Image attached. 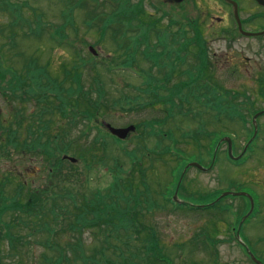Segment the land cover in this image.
<instances>
[{"label": "trees", "instance_id": "1", "mask_svg": "<svg viewBox=\"0 0 264 264\" xmlns=\"http://www.w3.org/2000/svg\"><path fill=\"white\" fill-rule=\"evenodd\" d=\"M58 2L63 5L60 20L64 22L61 25L53 24L49 27V23H52L46 24L44 14L37 8L30 7L27 1L19 4L20 2L17 1L0 0V14L6 15L8 19L6 31L0 30V38L6 40L4 48L8 47L10 50L8 54H5L1 49L2 45L0 46V89L9 100L13 99L23 103L24 99L28 101L34 99L41 106V117L35 115L30 117L28 122L30 126H27L26 130L27 138L24 139L20 147L26 152H30V155L42 156L46 163L45 169H47L45 172L46 191L40 193L39 189L38 194L34 191H27L24 182L17 183L12 192H9L8 189L7 191L6 187L8 188L12 184L10 179L14 177L11 172H5L0 179V227H3L0 229L5 231L2 235H5L3 238L6 239L4 241L0 237L2 239L0 243L4 242L9 245L10 242L12 245L17 237H19L18 240L25 236L30 238L38 235L40 239L44 237L41 242L47 252L44 256L42 255V264H121L119 263L121 258L125 260L124 264H166L162 260V257L165 256L162 254V247L154 227H146L147 232L141 240L140 249L129 243L131 238L128 236L136 234L135 227L140 226L141 223L139 215L145 219L156 208L148 181V173L154 164L151 158L157 154L172 156L169 147L165 146L159 150L161 145L159 140L155 144L158 152L154 150L150 153L146 146L141 148L142 151L137 148V151L124 152L129 161L128 167L123 164L120 157L114 156L110 160L107 152L104 153L100 162L107 169L106 172L111 175L112 180L106 188L87 190V171L90 170L92 161L99 157L97 152L104 146H108V141L109 144L111 141L114 144L118 142L108 134L99 132L92 141H89L88 145L87 136L90 130L96 127L93 123L97 119L99 120L103 110L110 109L106 91L96 76L99 72L98 67L106 69L107 72L118 68L135 71L138 69L139 58L142 62L149 64L147 69H139V73L143 77L141 84L143 87L136 88L137 95L133 98L125 96L117 101H112L115 106L120 102H125L128 105L137 104L141 108L151 109L155 107L154 105H161L166 118H173L175 114L183 115L187 111L191 113L193 109L189 108L183 112V108L187 102L192 101L204 111V115L212 113L210 116L212 122L221 123L222 119L236 120L246 127L249 120H247L244 111H247L248 117L253 115L257 112L254 108L255 105L246 94L198 85L202 75L201 65L195 69V74L193 69H188L189 88L169 85L170 72L162 74L160 61L166 62L170 55L167 53L165 44L160 53L156 52V43L150 44L149 37L150 34H153L157 21H137V18L140 15L143 16L144 12L142 7L137 5V0H58ZM25 9H28L31 14L29 18L24 16ZM76 11H85L83 26L87 31H94L98 35V41L102 42L107 35L109 36L110 40L108 37L107 39L113 44V55L110 59L106 58L97 62L89 54H84L83 58L80 57L82 52L75 46V42L80 41L77 38L78 31L74 24ZM30 21H33L35 28H32ZM19 28L31 31L36 39L47 35L49 41L54 45L66 46V48L74 50L73 62L64 66L61 75L52 76L46 67L39 66V63L34 59L26 61L23 68L17 71L11 66L10 59L20 60L13 33ZM47 32L49 33L47 34ZM72 34L75 35V38L71 37ZM82 42L85 44V41ZM162 42L166 43V41ZM199 45L200 43L193 49H200ZM190 46L192 45L190 44ZM14 48L18 53L13 52ZM154 68L158 69L155 77L152 75H155L154 71L151 72ZM162 69H166V67ZM7 77H9L8 80H6ZM89 77H93V79L87 84L86 80ZM153 79L163 83L161 87ZM1 83L5 85L4 88L1 87ZM192 84H197V86L192 87ZM259 96L264 98V90L260 91ZM242 109H244L243 113ZM17 113H22V110L17 109L14 116ZM17 117L16 115L15 119ZM22 119H24L23 116ZM203 120L199 122L193 136L188 134L182 138L187 141L197 140L200 145V139L204 137L208 140L204 153L211 157L213 149L208 147V143L210 140H214V136L212 138V133L206 132L207 122ZM20 122L15 121L18 129L21 127ZM48 123L55 124V128L49 131ZM165 123V120L152 119L144 124L134 125L137 131V136H135L137 141L145 142L150 137L164 139V135H161L156 129V125ZM77 124L82 126L79 135L81 140L79 141H85L82 145L77 146L76 150H72V141L68 139ZM1 126L0 132H7L5 134L7 146L17 147L16 140L22 137L20 133ZM252 147L253 145L249 151ZM176 150L181 152L177 147ZM62 155L76 158L77 163H80L82 167L79 168L77 164L61 160ZM149 156L150 160H145ZM110 161V167L105 166ZM136 178L138 182L135 181ZM141 180L144 183H140ZM181 187L184 188L183 185ZM42 195L45 200L42 199ZM217 196L218 194L208 196V199L205 198V202ZM160 197L161 201L165 203L167 199L163 197V193ZM7 213L10 214V220L6 222L3 217ZM13 213H16L17 216H14ZM15 227L19 231L23 229L22 232L14 234L12 230ZM108 228H111V231ZM82 229L92 230L94 235L105 238L104 242L101 240L100 244L94 245L91 255L85 251L84 243L78 240V237L75 238V234L80 233ZM107 231L114 232L117 236L119 234L126 236L127 254L124 257L119 254L120 248L115 246H112L113 257H109L107 248L110 245V236ZM22 234L25 235L22 236ZM60 234L69 240L65 246L59 242ZM201 236L204 237L205 250L209 251L213 241L204 233ZM1 254L3 252L0 249V256ZM0 264H2L1 259Z\"/></svg>", "mask_w": 264, "mask_h": 264}, {"label": "rangeland", "instance_id": "2", "mask_svg": "<svg viewBox=\"0 0 264 264\" xmlns=\"http://www.w3.org/2000/svg\"><path fill=\"white\" fill-rule=\"evenodd\" d=\"M12 1H17L18 3L20 2L19 4L27 1L30 7L40 10L44 14L46 20L45 23H52H49V27L53 24L55 26L61 25L64 22L60 20L62 17L60 13L63 5L60 4L58 0ZM149 5L146 9L147 15L153 14V16L159 18V15L154 14L151 10V6ZM25 10V18H29L31 14L28 9ZM64 11L65 10L63 9V12ZM161 12L168 13L166 10H161ZM186 12L187 9L177 10L174 8V10H172L174 18H181V15ZM188 12L190 18L197 16V13L191 9ZM84 19L85 11L75 12L74 24L78 31L77 38L81 41V43L80 41L75 42V46L82 52L80 57L83 58L84 54H89L87 47H91L97 53V55L93 57L97 62L106 58L110 59L113 55V44L109 41V36L107 35L105 40L102 42L98 41V35L94 31H87L83 26ZM144 21L151 22L152 18H145ZM30 22L32 28H35L33 21ZM169 22L170 21L166 20L157 21V25L153 30L154 32L153 34H150L149 37L150 44H154L153 37L155 34H158L160 35L159 40L161 41V44H165L167 51L169 50V41L167 37V31L170 28ZM175 22L183 23L182 21ZM7 23L8 19L6 15L0 14V30H5ZM160 29L162 30L160 31ZM173 31H175V28ZM13 33L16 41L15 46L20 54L18 55L20 60L11 58L10 64L17 71L23 68L26 61H32V59H34L39 63V66L46 67L47 71L52 76L56 74L61 75L64 66L70 65L73 62L74 50H70L69 48H66V46L58 47L54 45L49 41L47 35L40 39H36L31 31H26V29L23 28H19ZM48 33L49 32H47V34ZM71 37L75 38V35L72 34ZM82 41H85V44H83ZM162 41H166V43ZM5 42L6 40H4V38H0L2 52L8 54L10 50L8 47L4 48ZM242 45H244V43L235 47H227L223 42L209 41L208 48L211 54L210 59L212 61V66L207 72V77L211 78L210 82L214 80L219 89L238 94H246L253 101L255 110H262L264 109V100L261 96H259V94L260 91L264 90V76H262L264 74L263 68L261 67L258 70L232 68L233 61H236V58L239 55V50L242 49ZM250 47L256 49V44H253V46ZM219 49L221 52L218 51ZM17 51L15 48L13 49V52L18 53ZM156 52L160 53V47L158 45H156ZM248 52H244V55L247 57L253 56V50ZM213 53L221 57V63L216 61L217 65L213 64ZM176 56L177 57L169 56L166 62H163L162 60L160 61V71L162 74L169 71L172 62H179L178 68H181V64L183 63L182 56ZM226 59H228V63L225 62ZM137 65L138 69L134 72L122 70L120 68L107 72L106 69L98 67L99 72L96 76L97 79L102 82L103 88L106 91L110 109L107 111L103 110V114L99 117V120L97 119V121L93 123L96 127L90 130V133L87 136L88 145L89 141H92L99 132L109 134L107 128L105 127L106 123L111 125L113 128H125L129 125L134 126L136 124H144V122L152 119L166 121L165 124L156 125V129L161 133V135H164L165 140L159 137H150L145 142H140V140L137 141V138L135 137L137 136V131L136 127H134L135 131L129 133V136L125 139L119 140L120 142H116V144H114L113 141H111L109 144L108 141V146H104L99 149L97 152L99 157H96L95 160L92 161L91 168L87 171L88 191L106 188L108 183L112 180L111 175L106 172L107 169H105L102 166V162H100V158L106 152L110 160L112 157L118 156L121 158L123 164L127 165L129 164V161L127 156L124 155V152H131V150L137 151V148L139 151H142L141 148L146 146L151 153L154 150L158 152L166 146L169 147V152L171 151L173 155L183 158V155L181 153L178 154L176 151L177 147L183 154L187 155V159L193 161L201 159V162L203 163L202 165L204 167H208L212 163V158L206 156L207 154L204 153L208 140L202 137L200 139V145H198L197 140L187 141L182 138L188 134L193 136L195 129L199 126V122L203 119V121L207 122V133L211 134L213 132H217L219 135L223 132L225 135L231 136L232 140L235 142L237 154L242 150L248 138V128H250L249 124L244 127L240 123L236 122V120L225 119H222L221 123L217 121L219 124L216 123V121L212 122L210 117L212 116V113H205L206 115H204V111L193 104L192 101L189 103L187 102L184 106L188 110L189 108L190 110L193 109L191 113L187 111L185 114L180 116L175 114L173 118H166L161 105H154L155 107L151 109L141 108L137 106V104L128 105L125 102H120L115 106L112 104V101H117L121 99V97L125 96L133 98L137 95L136 88L143 87L141 86L143 78L142 76L139 77V75H141L139 73V69H147L149 64L142 62L141 58H139ZM163 67H166V69H162ZM196 68L197 67H194L191 63L188 69H193L195 72ZM152 71L156 74L158 69L154 68ZM8 79L9 77L6 78V80ZM92 79L93 77L87 78L86 83L88 84L89 81H92ZM4 86L5 85L1 83V87L4 88ZM191 86L196 87V85L193 84ZM189 87L190 86L187 88ZM2 93L4 92L0 89L1 125L11 131H18L22 137L16 140L18 142L17 147L11 148L6 144L7 138L5 134H7V132H0V154H2L0 156V179L3 177L5 172L13 173L14 177L10 179L12 184L8 188L6 187V190L8 189L9 192H12L16 188V184L19 182L25 183V189L27 191H34L37 194L44 190L46 191L47 186H45V181L47 179L45 177V172L47 169H45L46 163L44 162V158L38 154L30 155V152H26L20 147L24 139L27 138L26 130L28 128L27 126H30L28 123L31 119L30 117H33L34 115L41 117L40 114L42 113V108L34 99L31 101L24 99V102L21 103L20 101H14L13 99L9 100L8 97L4 96ZM185 108H183V112L186 111ZM17 109H21L22 113H17L16 115L18 117L15 119L16 115L14 116V113ZM243 110L244 109H242V113ZM244 114L246 115L247 120H249L247 111H244ZM22 116L24 117V119H22L23 122L21 120ZM203 116L204 118H202ZM15 121H21V127L19 129L17 128ZM259 123L261 133L259 134V137H257L258 140L256 142V147L254 148V153L247 155L248 157L243 166L234 167L224 159L223 152L226 149L225 144H223L218 148V150H216L215 158L217 157V160L209 173H201L194 168H188L187 171L182 174L185 190L179 191L178 195H180V200H185L188 205L196 207L203 204H195L193 200L196 201L200 199V197L202 198V196L211 195L217 191H241L250 194L254 198V201L256 200L254 202V206L258 208L260 212L253 216V218L249 219L247 223L242 226L240 229L242 233L241 238L244 241L247 239L246 243L249 244L255 256L264 262V117L259 119ZM47 127H49L50 131V129L52 130V128H55V124L52 125V123H48ZM81 130L82 126L77 124L74 126L73 131L70 134V138L68 140L72 141V150H76L77 146L82 145L85 141H79L81 140L79 138ZM159 140L161 145L160 149L157 150L155 144ZM7 151L9 153H2ZM199 156H201V158H199ZM151 159L154 164L152 165L153 168L151 167L152 169L149 168L151 171L148 173L150 186L146 180L145 183L150 187L152 196L155 199L156 208L153 212L148 214L145 219L139 215V221L141 223L140 226L135 227V232L138 235L134 234L132 236H128V238H131L129 243H131L133 247L140 249L141 240L147 232L146 227H154L157 233V238L159 239V243L162 247V254L167 257L163 260L168 264H171V261L173 264H250L244 250H242L237 243L229 240V237H233L235 234L233 230L235 225L237 226L238 223L236 218L240 214L246 213L248 210H246L248 206L244 204V201L242 199H227L219 207L217 205L216 208L210 207L202 210H192L184 206L179 209L173 207L172 205L169 206L168 204H164L161 201L160 195L163 193L167 198H170V196L172 197L175 192V184L177 181L174 178L177 176L179 179L180 167L178 168V166H176L175 158L169 156V154H157ZM145 160H150V156ZM76 164L77 167H82L80 163L76 162ZM110 165L111 161L105 166L110 167ZM126 167H128V165ZM173 169H175L174 174L171 172ZM135 181L138 182L137 178ZM140 183L144 182L141 180ZM232 183H238L242 187L238 189L230 187V184ZM135 184L137 185V183ZM39 189L40 191L38 192ZM26 193L24 194L27 195ZM43 198L45 200V197L42 195V199ZM13 215L17 216L16 213H13ZM3 220L6 222L9 221L10 214L7 213L3 217ZM0 228L3 229V227ZM2 229H0L1 238L5 237V235H2L5 232ZM22 230L19 231V229L15 227L12 232L14 234H20ZM108 230L111 231V228H108ZM80 231V233L75 234V238L78 237V240H81L82 243H84L85 246L83 247H85V251H87L88 255H91L92 248H94L96 243L100 244L101 240L103 242L105 240L102 236L94 235V231L92 230L82 229ZM107 233L110 236H108L110 245L107 248L109 257H113V253H111L113 252L112 246L117 248L119 247V254L124 257L127 254L126 236L123 234H119L117 236L114 232L108 231ZM203 233H208L210 237L216 241V243H214V248H212L211 251L205 250L203 246L204 238L201 236ZM24 235L25 234H22V236ZM1 238L0 241H2ZM17 238L12 245L10 242L9 245L4 242L0 243V249L3 252L0 256L2 264H42V255L44 256L47 252V249L41 242L44 237H42L43 239H40V236L38 238L37 235L35 237L31 236L30 238L25 236V238L23 237L20 240ZM58 239L61 245L64 246L67 241L69 242V240L66 239V236H63L62 234L59 235ZM3 240L5 241L6 239L3 238ZM64 248L67 249V247ZM138 255L140 256L141 254ZM119 263L124 264L125 260L121 258L119 259Z\"/></svg>", "mask_w": 264, "mask_h": 264}, {"label": "flooded vegetation", "instance_id": "3", "mask_svg": "<svg viewBox=\"0 0 264 264\" xmlns=\"http://www.w3.org/2000/svg\"><path fill=\"white\" fill-rule=\"evenodd\" d=\"M137 5H140L144 11L143 16L140 15L137 21L148 17L152 18V21H170V28L167 31L169 41L167 53L173 57L182 55L183 59L181 68H178L179 62H172L170 76L172 80L176 81L175 84H181L182 88L188 87L190 84L188 72L190 40H200L205 47L204 50L193 51V54L207 57L201 65L203 71L206 69L205 71L208 72L212 66L208 42L213 41L223 42L227 47H235L244 43L236 61H233L232 68L258 70L262 67L264 72V0H137ZM148 5L151 6L154 14L159 15V18L153 14L147 15ZM174 8L177 10L187 9V12L183 13L181 18H174L172 13ZM190 9L197 13V16L190 18L188 12ZM161 10H166L168 13L161 12ZM174 28L175 31H173ZM180 41L183 43L179 44ZM253 44H256V49L250 47ZM250 50H253V56L244 55V52ZM212 57L214 65H217L216 61L221 63V57L214 53ZM225 62L228 63V59ZM205 78L211 80V78L203 76L198 85H206ZM209 85L217 86L214 80Z\"/></svg>", "mask_w": 264, "mask_h": 264}, {"label": "water", "instance_id": "4", "mask_svg": "<svg viewBox=\"0 0 264 264\" xmlns=\"http://www.w3.org/2000/svg\"><path fill=\"white\" fill-rule=\"evenodd\" d=\"M89 52L92 54V55H96V52L93 50V48H89ZM262 115H264V110L263 111H261V112H258L257 114H255L254 116H253V118H252V125H253V128H254V136H253V138L256 136V132H257V123H256V120H257V118L258 117H260V116H262ZM105 127L107 128V130L109 131V133L112 135V136H114V137H116V138H118V139H120V140H123V139H125L128 135H129V133H132V132H134L135 131V128L133 127V126H129V127H127V128H124V129H114V128H111L109 125H105ZM252 141V140H251ZM250 141V142H251ZM222 142H226L227 143V145H228V156H229V158L230 159H232V160H238V159H240V157L242 156V155H240L239 157H237V158H234L233 156H232V151H231V140L229 139V138H224V139H222ZM249 142V143H250ZM246 150V149H245ZM245 150L243 151V153L245 152ZM64 159H68L71 163H74L75 161H74V159H71V158H64ZM188 167H194V168H196V169H198L199 171H201V172H207V170L208 169H204V168H202L200 165H198V164H196V163H191V164H189L188 166H187V168ZM176 196V195H175ZM226 196H233V197H239V196H242V197H247L248 199H249V201H250V211H249V213L242 219V221H241V223L250 215V213L252 212V210H253V201H252V199L247 195V194H244V193H223L221 196H220V198H223V197H226ZM219 198V199H220ZM175 199V198H174ZM240 223V224H241ZM246 251H247V253H248V255L250 256V258L256 263V264H261V263H259V262H257L256 260H255V258L253 257V255L246 249Z\"/></svg>", "mask_w": 264, "mask_h": 264}]
</instances>
